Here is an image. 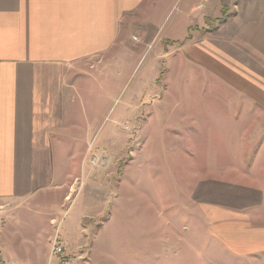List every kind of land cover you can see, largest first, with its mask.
<instances>
[{
  "label": "rangeland",
  "instance_id": "obj_1",
  "mask_svg": "<svg viewBox=\"0 0 264 264\" xmlns=\"http://www.w3.org/2000/svg\"><path fill=\"white\" fill-rule=\"evenodd\" d=\"M190 5L169 0L138 12L137 24L159 29L152 45L131 26L121 49L72 68L64 120L52 135L56 180L0 218L6 264H264V252L247 257L226 248L196 201L199 178L224 189L235 182L221 178L234 163L198 161L209 148L193 159L195 148L184 145L194 131L166 114L189 105L185 84L195 68L186 67L176 92L171 68L159 66L179 73L180 53L167 44L194 36L187 25L195 19L183 15ZM198 5L202 13L211 4ZM163 51L168 58L160 61ZM55 242L62 253H52Z\"/></svg>",
  "mask_w": 264,
  "mask_h": 264
},
{
  "label": "crops",
  "instance_id": "obj_2",
  "mask_svg": "<svg viewBox=\"0 0 264 264\" xmlns=\"http://www.w3.org/2000/svg\"><path fill=\"white\" fill-rule=\"evenodd\" d=\"M168 1L0 0L1 219L56 180L52 135L64 120L72 68L121 49L131 26L152 45L159 29L137 24L138 12ZM186 1L194 4L183 10L195 19L187 25L194 36L168 41L180 53L178 74L169 64L159 68H171L176 92L186 67L195 68L185 84L189 105L170 106L166 114L194 131L184 145L195 148L193 159L199 148H209L198 161L234 163L221 178L235 182L214 190L204 175L196 201L226 248L253 257L264 252V0ZM201 2L211 4L202 13ZM163 52L160 61L168 58ZM197 89L202 99L189 107Z\"/></svg>",
  "mask_w": 264,
  "mask_h": 264
},
{
  "label": "built area",
  "instance_id": "obj_3",
  "mask_svg": "<svg viewBox=\"0 0 264 264\" xmlns=\"http://www.w3.org/2000/svg\"><path fill=\"white\" fill-rule=\"evenodd\" d=\"M63 252V248L60 246H57V243L55 242V245L52 249V253L53 254H60ZM0 264H6V262L4 261V257H3V253L0 247Z\"/></svg>",
  "mask_w": 264,
  "mask_h": 264
}]
</instances>
